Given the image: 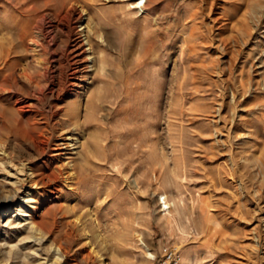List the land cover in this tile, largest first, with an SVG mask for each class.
I'll list each match as a JSON object with an SVG mask.
<instances>
[{
    "label": "rangeland",
    "instance_id": "rangeland-1",
    "mask_svg": "<svg viewBox=\"0 0 264 264\" xmlns=\"http://www.w3.org/2000/svg\"><path fill=\"white\" fill-rule=\"evenodd\" d=\"M143 2L0 0V162L48 177L0 173V264H264V0Z\"/></svg>",
    "mask_w": 264,
    "mask_h": 264
},
{
    "label": "bare ground",
    "instance_id": "bare-ground-1",
    "mask_svg": "<svg viewBox=\"0 0 264 264\" xmlns=\"http://www.w3.org/2000/svg\"><path fill=\"white\" fill-rule=\"evenodd\" d=\"M132 1H134V0H132ZM136 1H140V0H136ZM213 1H212L213 4L210 2L211 3V7L209 8L208 7L209 6V2H207V0H197V2H198L197 4L200 5V7L197 8V11L192 16H194L195 18L202 17L204 12H205L204 8L205 9L209 8V12H208L207 15H208V18L210 19V21L212 23V29L211 30H215L216 29V31L219 33L220 31H223L225 29L226 25H228V24L225 23L226 20L224 19V15L222 13L223 11L219 12L218 14L217 13L215 14V12H214L215 0H213ZM142 3H144L143 0H141V3H138L136 6H139L140 4L142 5ZM81 13L84 14V11L81 12ZM89 38H90V36H89ZM79 39H80V41H78L77 46H76V49H77L76 56L78 58H82L83 54L86 53V50H84L85 47H86V44H88V45L90 44L89 40H91V38L89 40H88V38L87 39L85 38V40H83V39H81V36H80ZM222 48L226 49V47H224V46ZM86 56H88V55H86ZM73 75H74V73H73ZM25 78H28V76H26ZM5 146L6 145L2 146V154L3 155H7L8 157H7V160L3 159L0 162V173L3 174V178H5V180H10V182H13L12 185L16 186L18 188L17 191H18L19 194H25L26 193L25 200L28 201V202H31L32 195H34V194H31V191H32L31 189H33V187H35V186L36 187L42 186L43 184H45L44 182L48 178V177L39 175L36 170L31 168L32 160L35 157L34 154H32V152H33V150L35 151L36 148H37L36 142H32L31 141V143L27 147L16 145L14 147V149H13V154H8L7 151L4 149ZM15 197H16V195H15ZM2 201L4 203H10L11 196L7 195V194L4 195V198L2 199ZM164 204L166 205V207L164 209L166 211V210L169 209V206L167 205L166 201H164ZM30 220H31V224H32L31 225L32 226L31 229L33 231L32 233H34L33 236H32V239L36 238L37 241L47 242L49 240V238L52 236V233H51L50 230H47L45 221L43 219H38V218L31 217V216H30ZM28 224H29V222H28ZM72 234L68 233L67 236H66L65 241H63V242L53 243V247H54L53 249H55L54 250L55 251V258L50 264H65L68 261L69 255H70V253L72 251L71 248L69 247V241L73 237ZM92 251L93 250H91L87 254L88 256L85 255V256H87L86 259H89V260L91 259V254H92L91 252ZM39 256H40V258H42L41 257L42 255H39ZM40 260L41 261H40L39 264H44V263H42V259H40ZM46 260L47 259H44V262H46ZM75 263L78 264V262L76 260H75Z\"/></svg>",
    "mask_w": 264,
    "mask_h": 264
},
{
    "label": "built area",
    "instance_id": "built-area-1",
    "mask_svg": "<svg viewBox=\"0 0 264 264\" xmlns=\"http://www.w3.org/2000/svg\"><path fill=\"white\" fill-rule=\"evenodd\" d=\"M164 259L166 264H179L177 261V255L172 251L166 250Z\"/></svg>",
    "mask_w": 264,
    "mask_h": 264
}]
</instances>
